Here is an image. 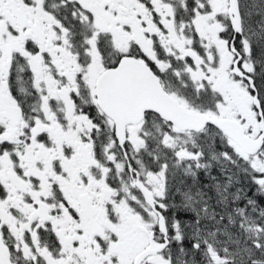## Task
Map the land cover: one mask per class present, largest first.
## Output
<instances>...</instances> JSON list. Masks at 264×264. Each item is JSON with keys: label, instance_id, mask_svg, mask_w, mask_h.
Listing matches in <instances>:
<instances>
[{"label": "snow or ice", "instance_id": "snow-or-ice-1", "mask_svg": "<svg viewBox=\"0 0 264 264\" xmlns=\"http://www.w3.org/2000/svg\"><path fill=\"white\" fill-rule=\"evenodd\" d=\"M260 198L264 0H0V264H264Z\"/></svg>", "mask_w": 264, "mask_h": 264}, {"label": "trees", "instance_id": "trees-1", "mask_svg": "<svg viewBox=\"0 0 264 264\" xmlns=\"http://www.w3.org/2000/svg\"><path fill=\"white\" fill-rule=\"evenodd\" d=\"M260 200H261V203L264 204L263 198H260Z\"/></svg>", "mask_w": 264, "mask_h": 264}, {"label": "rangeland", "instance_id": "rangeland-1", "mask_svg": "<svg viewBox=\"0 0 264 264\" xmlns=\"http://www.w3.org/2000/svg\"><path fill=\"white\" fill-rule=\"evenodd\" d=\"M252 193L251 192H249V195H251ZM263 200H264V198H263Z\"/></svg>", "mask_w": 264, "mask_h": 264}, {"label": "flooded vegetation", "instance_id": "flooded-vegetation-1", "mask_svg": "<svg viewBox=\"0 0 264 264\" xmlns=\"http://www.w3.org/2000/svg\"><path fill=\"white\" fill-rule=\"evenodd\" d=\"M264 201V200H263Z\"/></svg>", "mask_w": 264, "mask_h": 264}]
</instances>
